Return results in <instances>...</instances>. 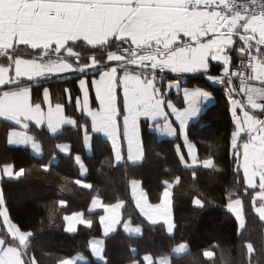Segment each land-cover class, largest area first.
I'll return each mask as SVG.
<instances>
[{
	"label": "snow or ice",
	"instance_id": "6c2138e0",
	"mask_svg": "<svg viewBox=\"0 0 264 264\" xmlns=\"http://www.w3.org/2000/svg\"><path fill=\"white\" fill-rule=\"evenodd\" d=\"M77 49L91 54L85 57ZM233 54L239 59L235 66ZM212 61L222 65V72L207 75V79L226 86L234 124L229 143L234 175L242 171L236 183L243 187V194L230 192L225 205L240 234L245 227L241 195H248L250 189L254 190L251 208L264 221V0H0V119L14 125L7 133V143L31 144L39 152L36 137L28 135L30 124L46 127L52 134L66 125L81 128L87 143L91 139L88 122L81 124L67 115L64 103L53 105L48 87H43L42 101L36 102L32 88L33 82L42 86L50 77L75 72L87 75L91 69L90 85L79 79L81 95L73 97L68 88L63 93L68 104L89 118L91 131L111 141L117 165L125 160L122 141L126 142L128 162L143 159V118L150 129L184 139L183 146H176L177 155L181 165L192 169L193 179L198 167L222 172L212 155L200 158L187 135L189 123L201 114L211 94L199 87L182 88L180 81L184 74H207ZM234 80L239 82L238 89ZM172 89L182 92L179 104L169 97ZM239 95L244 99L235 98ZM182 147L187 148L186 154ZM57 148L67 151L66 146ZM75 159L81 163L78 155ZM40 167L48 171L50 162ZM2 172L16 179L25 175L24 168L14 170L12 164H4ZM180 181L179 176L165 181L158 203H151L145 192L138 191L141 182L130 181L136 208L152 223L162 221L169 233L175 227L173 185ZM75 184L93 187L81 179ZM191 202L194 207H205L200 196ZM124 203L92 197L88 211L103 210L99 224L104 235L121 224ZM59 204L64 207L66 201L61 199ZM83 216L80 211L65 215L66 231H76L77 225L91 227L93 221ZM124 229L140 231L127 222ZM32 236V231L13 222L0 190V264H37L31 254ZM89 245L91 253L103 259L101 242L92 240ZM188 247L181 242L172 251L184 253ZM244 247L251 257L253 244L246 242ZM215 255L212 250L203 251L206 259ZM81 259L60 258L56 264H78ZM143 259L146 264H171L166 257L154 261L145 255Z\"/></svg>",
	"mask_w": 264,
	"mask_h": 264
},
{
	"label": "trees",
	"instance_id": "16d2710c",
	"mask_svg": "<svg viewBox=\"0 0 264 264\" xmlns=\"http://www.w3.org/2000/svg\"><path fill=\"white\" fill-rule=\"evenodd\" d=\"M82 51L87 57L91 53ZM102 56V53H97ZM238 61V60H237ZM236 61V62H237ZM84 62H88L86 59ZM235 62V63H236ZM220 67L210 65V73H219ZM93 70L87 75L79 72L60 77H50L48 82L38 86L33 82L32 96L36 102L43 99V87H48L54 103L65 104L66 114L74 116L81 124L88 122V134L92 137L91 151L85 146L84 131L66 126L59 133L52 134L46 128L30 124V132L42 146V155L33 153L28 147L11 146L7 143V133L14 125L0 119V165L12 164L16 169L24 168L25 175L3 178L1 190L5 204L13 220L22 230L32 231L31 254L37 264H56L60 258L84 254L90 264H130L140 261L144 255L153 259L171 256V264H264V221L251 208V197L241 195L245 210V227L238 234V223L225 206L230 192L243 194V187L236 181L242 178L234 175L235 164L229 148L230 135L234 130L230 103L224 88L212 84L204 74L190 76L186 86H201L215 96V103L206 108L200 118L188 129L190 139L196 144L200 158L212 155L222 172L198 167L197 176L192 177V169L180 164L176 146H183L181 138H160L144 125L143 138L145 156L140 163L123 161L116 164L111 142L94 133L90 120L67 103L63 89H71L73 97L81 95L79 79L84 76L91 81ZM94 98V95L92 96ZM68 143L71 150L63 153L57 145ZM182 151L186 154L185 147ZM81 156L87 173L83 176L75 157ZM55 157V159H53ZM50 162L48 171L40 166ZM181 181L173 187V213L175 232L169 234L163 223H151L135 206L130 181L140 180L149 200L158 203L165 181ZM81 179L91 184L85 189L75 184ZM99 196L105 203L123 200V216L142 227L140 235H130L120 225L115 232L105 237V262L97 261L90 251L89 241L102 237L99 216L102 212L88 213L91 199ZM200 196L205 207L192 205V198ZM66 201L61 207L60 200ZM83 211L93 221L91 227L80 226L76 232L66 231L63 217L73 212ZM187 243L189 251L183 255H173L172 249L178 243ZM253 244L254 252L249 257L244 244ZM204 250H212L215 257L206 259Z\"/></svg>",
	"mask_w": 264,
	"mask_h": 264
},
{
	"label": "crops",
	"instance_id": "0c3cea01",
	"mask_svg": "<svg viewBox=\"0 0 264 264\" xmlns=\"http://www.w3.org/2000/svg\"><path fill=\"white\" fill-rule=\"evenodd\" d=\"M234 55V61H233V65L235 64V62L238 60V58H236L235 57V54H233ZM215 64V65H218L219 67H220V72L219 73H215V74H213V73H210V67H209V71H208V73L207 74H204L206 77H207V75H212V76H219L220 74H221V72H222V65L219 63V62H215V61H212V62H210V65L211 64ZM67 74H70V73H66V74H63L62 76H65V75H67ZM199 74H201V73H188V74H184L183 76H181L180 77V81H181V87L182 88H184V87H187V88H196V87H199V88H202V89H204V90H206V91H208L210 94H211V99L209 100V101H207V102H205L204 104H203V106H202V111H201V114L196 118V119H194L193 121H191L190 123H189V125H188V129H189V126L193 123V122H195L196 120H198L199 118H200V116L202 115V113L206 110V108L207 107H209L210 105H212V104H214L215 103V101H216V99H215V96L212 94V92H210L209 90H207V89H205V88H203V87H201V86H186L185 85V83L187 82V79L190 77V76H195V75H199ZM168 76L169 77H171V76H173V74H168ZM82 78H84V79H86L88 82H89V85H90V82L91 81H89V78L87 77V76H84V77H82ZM210 81V80H209ZM212 84H216V85H221V84H218V83H215V82H213V81H210ZM237 89H238V87H237ZM51 92V91H50ZM89 92H90V97L92 98V96L94 95V91L91 89V87H89ZM181 96H182V92H178L176 89H172L170 92H169V97L174 101V102H176L177 104H179L180 102H181ZM235 98H237V99H241V100H243L244 99V97H243V95H239V96H236ZM52 103H53V105L55 104L53 101H52ZM45 107H46V105H45ZM146 124V126L148 127V125H147V123H145L144 122V120H143V118H142V120H141V135H142V142H143V145H144V138H143V128H144V125ZM66 126H70V125H66ZM66 126H64V127H66ZM63 127V128H64ZM39 128H43V127H39ZM44 128H46V127H44ZM62 128V129H63ZM149 128V127H148ZM47 129V128H46ZM61 129V130H62ZM17 130H20V129H17ZM60 130V131H61ZM149 130L150 131H154L155 133H157L158 134V136L160 137V138H176V137H178V136H175V137H172V136H168V135H166V134H163V133H160V132H157L156 130H154V129H150L149 128ZM59 131V132H60ZM58 132V133H59ZM57 134V133H56ZM100 135H102L103 137H105V138H107L104 134H102V133H99ZM28 135H30V136H33L30 132H28ZM90 137H91V135L90 134H88ZM187 135H188V130H187ZM180 137V136H179ZM181 138V140H182V142H183V144H185V141H184V139L182 138V137H180ZM108 139V138H107ZM188 139H189V141H191L192 143H194L191 139H190V137H189V135H188ZM109 140V139H108ZM110 141V140H109ZM111 142V141H110ZM37 143L40 145V151L39 152H37V151H35L33 148H32V146H31V144H21V145H14V144H12L11 146H17V147H28L33 153H35V154H37V155H42V146H41V144H40V142L39 141H37ZM195 144V143H194ZM10 145V144H9ZM60 145H62V146H66V148H67V151H64L63 153H66V154H68L69 152H70V150H71V147H70V145L68 144V143H62V144H60ZM91 145H92V137H91V139L86 143L85 142V146H86V149H87V151L88 152H90L91 151ZM122 145H123V152H124V155H125V160L124 161H127V159H126V156H127V148H126V142H123L122 141ZM196 145V144H195ZM196 148H197V146H196ZM185 150H186V153H187V148L185 147ZM197 152H198V148H197ZM198 155H199V153H198ZM145 156V155H144ZM80 158H81V163H79V166H80V171H81V174L84 176L86 173H87V167H86V165H85V163H84V161H83V159H82V157L81 156H79ZM143 159H144V157H143ZM142 159V160H143ZM142 160H140V161H137V162H135V163H140ZM123 162V161H122ZM121 162V163H122ZM82 165V166H81ZM2 167H3V165H0V190H1V182H2V179L3 178H9L8 176H6V175H4L3 174V172H2ZM14 170H19V169H16L15 167H14ZM84 182H86V181H84ZM140 182V181H139ZM175 185V184H174ZM174 185H173V187H174ZM166 187V186H165ZM138 191H143V192H145L146 193V195H147V197H148V194H147V192H146V190L143 188V186H142V183H140L139 184V186H138ZM101 198V197H100ZM102 199V198H101ZM148 199H149V197H148ZM102 201H103V199H102ZM150 201V200H149ZM104 202V201H103ZM152 203V202H151ZM91 207V204H90V206H89V208ZM124 208V207H123ZM123 208L120 210L121 211V217H122V222H121V224H119V225H117L116 226V228H115V230L113 231V232H115L116 230H117V228L121 225L122 226V228L124 229V223L125 222H127L129 225H130V227L131 228H137V227H139L140 228V231L139 232H134V231H132V232H129V231H125V229H124V231L126 232V233H128V234H130V235H140L141 233H142V227L140 226V225H138V224H135V223H133V221L130 219V218H124V216H123ZM89 210V209H88ZM80 212H82V213H84V216H83V218L84 219H91L90 217H88L87 215H86V213L85 212H83V211H80ZM96 212H102L101 213V215H104V212H103V210L102 209H95V210H93V211H91V212H89L88 211V213H96ZM68 215H70V214H68ZM172 217H173V222H174V224H175V221H174V213H173V207H172ZM146 218V217H145ZM147 219V218H146ZM92 220V219H91ZM148 220V219H147ZM149 221V220H148ZM151 222V221H150ZM152 223V222H151ZM157 223H163L162 221H159V222H157ZM80 226H85V225H77L76 226V231L78 230V228L80 227ZM102 227V226H101ZM175 227H176V224H175ZM175 227H174V230H173V232H171V233H169V234H173L174 232H175ZM166 229H167V226H166ZM76 231H74V232H76ZM113 232H111V233H109L108 235H104V232H103V228H102V234H103V236L102 237H93V238H91L90 239V241H92V240H97V241H100L101 242V247H102V249H103V252H102V256H103V259H101L99 256H95V255H93L92 254V256H93V258L95 259V260H97V261H100V262H105L106 261V257H105V237H108L109 235H111ZM89 241V242H90ZM187 244V243H186ZM188 245V244H187ZM90 246V245H89ZM189 246V245H188ZM189 247H188V249L184 252V253H174L173 252V255H183V254H185V253H187L188 251H189ZM90 251H91V248H90ZM83 257V259H81V260H79L78 261V264H90V259L87 257V256H85L84 254H77V255H75V256H72V257H69V258H76V257ZM145 256V255H144ZM144 256H143V258H144ZM152 257V256H151ZM163 257H166V258H168L170 261H172V258H171V256H163ZM142 258V261H143V263L142 264H146V262L144 261V259ZM153 258V257H152ZM161 258V257H160ZM160 258H158V259H153L154 261H158ZM130 264H141V262L140 261H133L132 263H130Z\"/></svg>",
	"mask_w": 264,
	"mask_h": 264
},
{
	"label": "built area",
	"instance_id": "2783aa9c",
	"mask_svg": "<svg viewBox=\"0 0 264 264\" xmlns=\"http://www.w3.org/2000/svg\"><path fill=\"white\" fill-rule=\"evenodd\" d=\"M238 63H239V59H238V61H237L233 66H235V65L238 64ZM234 83H235V86H236V87H239V82H238V80H234ZM221 86L224 88V90H225V92H226V95H227L226 86L223 85V84H221ZM227 97H228V95H227Z\"/></svg>",
	"mask_w": 264,
	"mask_h": 264
},
{
	"label": "rangeland",
	"instance_id": "374dc122",
	"mask_svg": "<svg viewBox=\"0 0 264 264\" xmlns=\"http://www.w3.org/2000/svg\"><path fill=\"white\" fill-rule=\"evenodd\" d=\"M137 181H140V180H137ZM141 182V181H140Z\"/></svg>",
	"mask_w": 264,
	"mask_h": 264
}]
</instances>
